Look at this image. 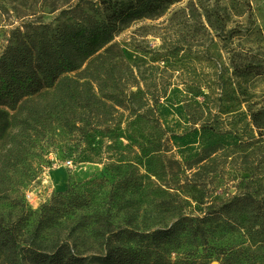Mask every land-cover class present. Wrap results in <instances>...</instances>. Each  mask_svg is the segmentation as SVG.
Wrapping results in <instances>:
<instances>
[{"label":"rangeland","instance_id":"rangeland-1","mask_svg":"<svg viewBox=\"0 0 264 264\" xmlns=\"http://www.w3.org/2000/svg\"><path fill=\"white\" fill-rule=\"evenodd\" d=\"M103 1L0 0V56L36 55L62 30L101 21ZM123 1L148 10L80 64L95 97L75 124L85 133L62 115L49 125L56 135L48 147L24 135L21 115L6 124L0 115V214L19 222L21 242L40 207L68 187L84 193L90 207L77 210L76 200L66 207V198H57L38 239L44 249L65 243L87 256L98 254L101 233L123 225L126 208L133 228L146 233L178 216L205 217L245 194L264 198V0ZM68 147L74 153H64ZM227 216L247 226L245 215ZM242 236L211 244L238 249ZM201 256L207 253L198 248ZM255 257L263 263L264 250ZM209 260L216 264L213 255ZM0 264H9L2 254Z\"/></svg>","mask_w":264,"mask_h":264},{"label":"trees","instance_id":"trees-1","mask_svg":"<svg viewBox=\"0 0 264 264\" xmlns=\"http://www.w3.org/2000/svg\"><path fill=\"white\" fill-rule=\"evenodd\" d=\"M99 3L106 5L108 11L101 21L88 20L62 30L56 40L44 45L36 55L5 53L0 56V115L4 124L10 116L21 115L18 123L24 135L42 141L48 147L56 135V130H50L49 125L62 115L63 122L66 120V124H71L79 134L85 133L84 126L76 128L75 124L85 121L81 111H86L95 97L87 76L80 77V64L108 45L120 25L140 19L148 10L146 4L137 7L123 0ZM251 117L258 124V115L253 113ZM64 153L74 152L68 147ZM128 180V177L123 179L125 186ZM57 198H66V207L71 204V199L76 200L72 207L77 210L90 207L86 195H77L71 187L65 193L56 194L55 201ZM15 204L23 209L21 215L26 217L22 203ZM53 204L40 207L36 225L25 242L20 240L23 233L19 222H6L0 214V254L5 261L9 264H19L22 259L31 264H212L208 259L213 255L216 264H264L255 257L264 250V198L245 194L225 202L218 210H211L205 217L178 216L170 226L146 233L133 228L134 213L126 208L121 217L123 225L118 224L115 230L107 229L101 233L104 240L99 243L98 254L91 256L73 252L65 243L50 250L43 248L38 238L53 221L54 210L58 209ZM230 213L245 215L247 226H238L235 217L227 216ZM104 225L108 227L106 222ZM232 233L243 234L244 242L240 248L216 242L211 244ZM246 241L251 244H244ZM198 248L207 256L195 257ZM180 251L185 255L172 261L171 253Z\"/></svg>","mask_w":264,"mask_h":264},{"label":"water","instance_id":"water-1","mask_svg":"<svg viewBox=\"0 0 264 264\" xmlns=\"http://www.w3.org/2000/svg\"><path fill=\"white\" fill-rule=\"evenodd\" d=\"M214 264V263H213Z\"/></svg>","mask_w":264,"mask_h":264}]
</instances>
